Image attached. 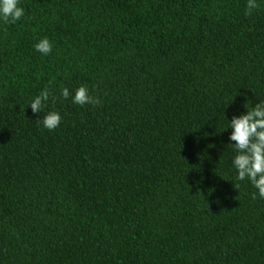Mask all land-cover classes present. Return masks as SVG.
<instances>
[{"label": "trees", "instance_id": "trees-1", "mask_svg": "<svg viewBox=\"0 0 264 264\" xmlns=\"http://www.w3.org/2000/svg\"><path fill=\"white\" fill-rule=\"evenodd\" d=\"M21 3L0 22V264H264V199L227 145L264 100V4ZM81 85L101 103L61 98Z\"/></svg>", "mask_w": 264, "mask_h": 264}, {"label": "clouds", "instance_id": "clouds-1", "mask_svg": "<svg viewBox=\"0 0 264 264\" xmlns=\"http://www.w3.org/2000/svg\"><path fill=\"white\" fill-rule=\"evenodd\" d=\"M262 4L264 0H247L245 15H253ZM24 16L25 8L21 0H0V22L15 24ZM34 48L36 52L48 56L52 53L54 44L48 37H44L34 44ZM61 98L71 99L73 104L80 106L87 104L97 106L101 103L99 97L91 94L87 85H81L74 94L68 87H64L61 91ZM57 99L52 90L45 87L32 98L29 104L33 114L37 115L36 121L49 131L58 129L64 118L57 109L45 111L49 108V102L55 104ZM243 108L246 111L233 114L232 118L228 119L230 135L227 145H231L235 153L232 168L236 172L235 180L250 182L251 186L257 190L259 197L264 199V100H260L252 107L246 100ZM40 113H43L42 118L38 115ZM235 187L238 188L239 185ZM256 194V192L253 193V198H256Z\"/></svg>", "mask_w": 264, "mask_h": 264}]
</instances>
